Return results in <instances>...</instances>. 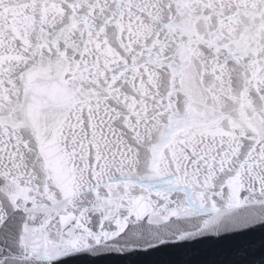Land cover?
Segmentation results:
<instances>
[{
    "label": "snow or ice",
    "instance_id": "obj_1",
    "mask_svg": "<svg viewBox=\"0 0 264 264\" xmlns=\"http://www.w3.org/2000/svg\"><path fill=\"white\" fill-rule=\"evenodd\" d=\"M255 225L264 0H0V264Z\"/></svg>",
    "mask_w": 264,
    "mask_h": 264
},
{
    "label": "water",
    "instance_id": "obj_2",
    "mask_svg": "<svg viewBox=\"0 0 264 264\" xmlns=\"http://www.w3.org/2000/svg\"><path fill=\"white\" fill-rule=\"evenodd\" d=\"M81 264H264V226L169 242L147 252L102 253Z\"/></svg>",
    "mask_w": 264,
    "mask_h": 264
}]
</instances>
